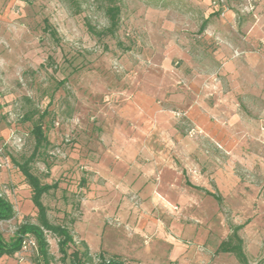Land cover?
Returning a JSON list of instances; mask_svg holds the SVG:
<instances>
[{
  "label": "rangeland",
  "instance_id": "374dc122",
  "mask_svg": "<svg viewBox=\"0 0 264 264\" xmlns=\"http://www.w3.org/2000/svg\"><path fill=\"white\" fill-rule=\"evenodd\" d=\"M211 1L119 0L116 32L97 35L88 26L96 33L108 27L101 0H0V196L14 210L11 220L0 223L5 241L25 219L35 222L31 192L16 164L31 154L30 130L43 112L50 147L32 171L42 183L58 184L56 191L43 198L49 220L68 226L76 242L80 234L92 249L108 244L116 233L112 228L128 231L126 225L118 228L117 215L129 193L110 184L107 173L112 171V162L108 165L105 158L109 149L100 142L102 130L119 107V98H124L122 92L137 85L130 82L132 78L152 74L153 63L166 56L175 67L183 61L175 50L195 54L199 64L215 70L217 45L224 41L198 32L206 19L205 30L215 28L229 42L253 51L252 55L234 52L226 58L229 66L218 69L216 80L208 85L210 94L197 104L203 102L211 110L212 129L232 126L243 144L232 145L237 146L232 154L224 149L230 145L204 144L213 142L176 110L175 126L187 143H201L199 147L208 152L210 175L226 164L239 183L264 187V0L259 3L257 24L241 12V0H225L226 11L234 15L231 22L221 8L212 9ZM231 113L236 124L227 116ZM81 179L84 186L79 184ZM247 197L246 202L250 201ZM137 199L131 195L128 200L136 206ZM230 204L236 207L235 202ZM81 205L85 220L75 226L82 216ZM236 208L244 215L250 212V206ZM163 210L178 221L183 217L178 207ZM153 212L157 218L164 216ZM221 212L229 222L231 209L223 204ZM47 240L54 264H60L55 238L47 235ZM30 241L22 250L27 258L32 255Z\"/></svg>",
  "mask_w": 264,
  "mask_h": 264
},
{
  "label": "crops",
  "instance_id": "0c3cea01",
  "mask_svg": "<svg viewBox=\"0 0 264 264\" xmlns=\"http://www.w3.org/2000/svg\"><path fill=\"white\" fill-rule=\"evenodd\" d=\"M260 6L252 14L245 13L256 24ZM223 16L231 22L234 15L227 10ZM202 36H216L224 41L217 45L215 60L219 64L215 70L199 64L195 54L175 50L183 61L175 67L171 57L166 56L153 63L152 74L146 72L132 78L130 82L137 85L122 92L124 98H119V107L105 124L100 142L109 149L105 158L108 165L112 162V171L107 173L110 184L117 191L129 193L121 204V214L117 215L121 224L118 228L126 225L128 231L112 228L116 233L107 245L98 249L90 248L77 233L79 241L85 242L92 254L102 250L122 257L125 264H238L228 254L213 256L220 242L229 235L231 224L244 225L239 235L249 264H256L263 257L264 187L239 183L226 164H219L221 167L210 175L208 152L199 147L201 143H187L173 119L174 110L187 115V120L194 121L197 129L213 142L204 144L230 145L223 146L229 154L237 150L232 145L243 144L232 126L212 129L214 126L208 121L211 110L203 102L197 104L199 98L204 100V94H210L208 85L216 80L218 69L226 70L229 66L226 58L234 52L252 55L253 51L243 48L242 43L229 42L215 28L204 30ZM233 73L237 76L238 71L234 69ZM227 116L230 122H236L235 115ZM247 192L251 193L249 197ZM131 195L138 198L136 206L128 200ZM211 195L219 196L220 203ZM245 197L250 201L246 202ZM231 202L240 208L250 206V212L242 214ZM223 204L232 211L229 222L221 212ZM81 206L82 216L75 226L85 220ZM166 206L181 209V221L167 215L163 210ZM142 210L145 214L139 212ZM153 210L163 212L162 219L154 212L150 214ZM0 264L32 263L20 252L1 257Z\"/></svg>",
  "mask_w": 264,
  "mask_h": 264
},
{
  "label": "trees",
  "instance_id": "16d2710c",
  "mask_svg": "<svg viewBox=\"0 0 264 264\" xmlns=\"http://www.w3.org/2000/svg\"><path fill=\"white\" fill-rule=\"evenodd\" d=\"M103 3L104 15L108 21V27L105 31L96 33L94 29L88 26V29L97 35H114L118 28L120 8L117 5L119 0H101ZM207 19L200 25L198 32L202 33L207 27ZM46 27L48 25L46 23ZM45 27V28H46ZM51 35H55L51 31ZM37 114V113H36ZM46 113L37 115L36 121L32 124L30 134L33 138V149L31 154L16 166L24 178L26 185L29 187L31 196L30 201L36 211L35 222L25 219L16 228L12 238L5 241L0 233V258L3 256L12 257L22 252L23 244L30 238L32 239V255L29 258L32 264H54L55 258L50 253V245L47 235H51L56 240L57 252L60 264H125L122 257L99 251L92 254L87 244L83 241L76 242L72 230L61 224H55L48 218V209L43 204V198L58 189V184H44L40 178L32 171V165L39 160L43 153L50 147L46 135L44 134L43 121ZM26 120V119H25ZM27 120H30L27 118ZM81 186L85 182L81 179ZM220 203L219 196L211 195ZM14 216L13 206L8 200L0 196V223L9 221ZM74 221L71 220L70 224ZM244 225H229V235L220 242L214 255L228 254L233 256L238 264H249L244 252V243L239 232ZM264 264V256L256 263Z\"/></svg>",
  "mask_w": 264,
  "mask_h": 264
},
{
  "label": "built area",
  "instance_id": "2783aa9c",
  "mask_svg": "<svg viewBox=\"0 0 264 264\" xmlns=\"http://www.w3.org/2000/svg\"><path fill=\"white\" fill-rule=\"evenodd\" d=\"M242 4V12L246 13V14H252L255 12L256 6L261 2V0H241ZM211 7L214 10H218L221 8V14L223 15L224 11H226L225 8V0H212L211 1ZM174 209H176L174 207ZM32 246L33 243L30 241L29 242ZM27 242L23 244V249H25Z\"/></svg>",
  "mask_w": 264,
  "mask_h": 264
}]
</instances>
